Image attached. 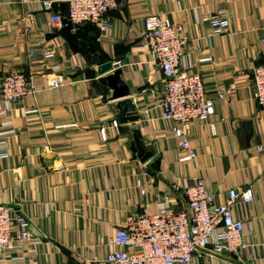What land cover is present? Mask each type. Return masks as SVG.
Masks as SVG:
<instances>
[{
  "label": "crops",
  "instance_id": "0c3cea01",
  "mask_svg": "<svg viewBox=\"0 0 264 264\" xmlns=\"http://www.w3.org/2000/svg\"><path fill=\"white\" fill-rule=\"evenodd\" d=\"M212 14L229 21L227 33L212 34L203 21ZM154 15L183 25L184 66L202 76L214 101V132L208 123H193L190 144L197 158L190 163L178 162L172 123L161 119L159 108L163 76L141 40L144 18ZM50 16L41 0H0V76L30 74L33 89L0 116V124L11 120L15 128L6 139L9 157L0 159V205L23 210L31 235L42 240L28 261L14 264H100L114 228L134 213H154L155 195L194 179H202L218 203L229 189L253 193L251 204L232 210L246 224L240 256L199 264H264V107L252 96V70L264 64V0H120L108 13L113 29L106 35L91 24L53 30L46 25ZM48 34L54 37L45 41ZM92 45L104 62H122L123 78L135 91L141 119L127 124L126 133L111 128L117 114L98 64L85 54ZM30 51L52 56L30 58ZM76 54L85 61L82 68L75 66ZM206 56L212 61L198 62ZM55 75L65 82L49 90L47 79ZM32 109L37 114H23ZM136 131L152 153L144 163L131 148Z\"/></svg>",
  "mask_w": 264,
  "mask_h": 264
},
{
  "label": "built area",
  "instance_id": "2783aa9c",
  "mask_svg": "<svg viewBox=\"0 0 264 264\" xmlns=\"http://www.w3.org/2000/svg\"><path fill=\"white\" fill-rule=\"evenodd\" d=\"M31 3L32 0H22ZM54 0H41L44 11L51 13L46 25L55 30L64 26V19L74 29L84 24L96 25L99 32L107 34L113 29L108 13L120 6V0H66L65 18L54 10ZM213 35L227 33L229 21L217 14L203 18ZM34 23L33 18L30 19ZM42 26L43 22H39ZM141 40L163 76L162 99L159 104L161 119L172 123L171 133L176 140L179 163H190L197 153L190 144L195 121L209 123L215 114L214 101L207 97L203 78L184 66V48L188 38L182 24H174L159 15L147 16L143 21ZM261 56L264 57V37L260 38ZM28 56L48 58L42 51H30ZM76 68L85 61L74 56ZM209 56L199 63H209ZM113 69L123 66L121 61H111ZM32 76L11 70L0 76V116L8 115L15 103L33 93ZM62 75L47 79L46 88L56 89L64 84ZM253 99L264 107V64L252 70ZM141 93H145L142 90ZM222 100V94L218 95ZM37 109L26 110L24 115L37 114ZM139 114V113H138ZM140 115V114H139ZM141 117V115H140ZM111 128L120 133L118 118L111 120ZM73 126V125H72ZM71 126H63L66 128ZM106 140L104 128L99 130ZM15 133L14 124L7 120L0 124V159L9 157L7 137ZM140 183L137 181L136 186ZM141 189L140 194L145 195ZM178 197L184 199L181 204ZM251 189H229L222 203L216 201L202 179H194L190 185H174L171 194L155 195L154 213L137 212L130 215L123 227L114 228L105 241L107 252L100 264H199L208 257H239L246 245L243 240L246 224L233 216V207L240 203L251 204ZM30 220L20 208L0 205V264L28 261L42 244L29 231Z\"/></svg>",
  "mask_w": 264,
  "mask_h": 264
},
{
  "label": "water",
  "instance_id": "95a60500",
  "mask_svg": "<svg viewBox=\"0 0 264 264\" xmlns=\"http://www.w3.org/2000/svg\"><path fill=\"white\" fill-rule=\"evenodd\" d=\"M54 1L65 2L66 0ZM53 37L54 35L48 34L45 36V41H49ZM98 58L97 74L104 76L106 88L110 92L108 100L113 102L119 123L122 124L121 131L126 133L129 130L127 124L137 122L141 119L133 102L135 91L130 89L125 82L121 69H113L111 61L104 62L100 56ZM131 148L137 153L141 163L146 162L152 156V153L145 147L138 131L133 135Z\"/></svg>",
  "mask_w": 264,
  "mask_h": 264
},
{
  "label": "trees",
  "instance_id": "16d2710c",
  "mask_svg": "<svg viewBox=\"0 0 264 264\" xmlns=\"http://www.w3.org/2000/svg\"><path fill=\"white\" fill-rule=\"evenodd\" d=\"M60 6H61V10H60V13L62 11V16L65 18V13H66V3H63V2H60L59 3ZM65 5V8H63ZM57 11V10H56ZM84 25H90V24H84ZM92 25V24H91ZM82 26V25H81ZM96 26V25H95ZM63 28H67L68 30H71V26L70 24L66 21V19H64V26ZM91 49H88L87 52H85L86 56H87V59L89 60L90 63L92 64H98L99 62V58L97 56V48H95L93 45L92 47H90Z\"/></svg>",
  "mask_w": 264,
  "mask_h": 264
},
{
  "label": "rangeland",
  "instance_id": "374dc122",
  "mask_svg": "<svg viewBox=\"0 0 264 264\" xmlns=\"http://www.w3.org/2000/svg\"><path fill=\"white\" fill-rule=\"evenodd\" d=\"M60 2L54 3V8L55 9H61V6L59 4Z\"/></svg>",
  "mask_w": 264,
  "mask_h": 264
}]
</instances>
